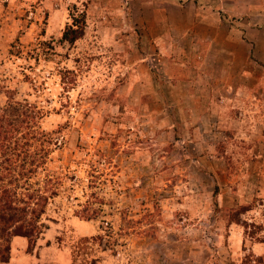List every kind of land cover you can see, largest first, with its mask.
<instances>
[{
	"label": "rangeland",
	"instance_id": "1",
	"mask_svg": "<svg viewBox=\"0 0 264 264\" xmlns=\"http://www.w3.org/2000/svg\"><path fill=\"white\" fill-rule=\"evenodd\" d=\"M203 5L0 0V106L13 95L43 110L42 176L62 180L34 250L73 264H264V61L244 52V82L224 50L201 47L214 25L217 41L232 25L246 39ZM82 14L84 35L62 39ZM93 193L101 214L77 215Z\"/></svg>",
	"mask_w": 264,
	"mask_h": 264
},
{
	"label": "trees",
	"instance_id": "2",
	"mask_svg": "<svg viewBox=\"0 0 264 264\" xmlns=\"http://www.w3.org/2000/svg\"><path fill=\"white\" fill-rule=\"evenodd\" d=\"M62 39L74 42L85 33V16L73 15ZM5 85L0 82V90ZM43 110L27 99L9 95L0 106V262L10 259L14 236L27 237L28 251L49 227L43 216L50 199L59 194V176L43 175L46 170L53 137L41 125ZM88 199L77 215L97 218L102 208L98 197ZM92 195V196H93ZM102 202V201H100Z\"/></svg>",
	"mask_w": 264,
	"mask_h": 264
},
{
	"label": "crops",
	"instance_id": "3",
	"mask_svg": "<svg viewBox=\"0 0 264 264\" xmlns=\"http://www.w3.org/2000/svg\"><path fill=\"white\" fill-rule=\"evenodd\" d=\"M199 3L208 4L210 18L218 17V8L224 9L226 16L235 17L238 24L242 26L246 39L239 35L234 29L225 27V31L220 36L223 40L217 41L219 30L221 27L217 25L211 26L210 36L199 42L201 47L209 44L211 50L226 52V66L239 65L241 67L242 81H246L249 77V59L247 53L250 47H254L260 53V59L264 61V0H199ZM203 9V8H202ZM201 7L197 10H202ZM207 10V9H206ZM195 12V11H194ZM205 11H202L200 16ZM195 14V13H194ZM217 35V37H216ZM242 37V38H241ZM210 42V43H207ZM203 43H206L203 45ZM241 46V47H240ZM240 52V53H239ZM236 57V58H235ZM29 241L25 236H14L11 241L10 259L4 264H73V257L66 252H53L51 249H37L28 251ZM51 254H53L51 256ZM41 257V258H40ZM55 257H58L55 259ZM104 260H96L95 264H109ZM2 264V262H0Z\"/></svg>",
	"mask_w": 264,
	"mask_h": 264
}]
</instances>
